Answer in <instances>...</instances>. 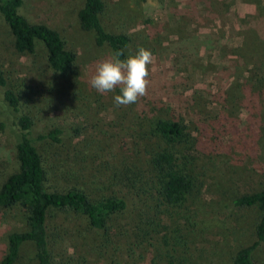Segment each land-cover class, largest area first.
<instances>
[{
  "label": "rangeland",
  "instance_id": "rangeland-1",
  "mask_svg": "<svg viewBox=\"0 0 264 264\" xmlns=\"http://www.w3.org/2000/svg\"><path fill=\"white\" fill-rule=\"evenodd\" d=\"M103 2L105 29L132 37L129 54L142 46L154 57L147 94L127 106L115 105L118 89L100 94L90 86L96 63L110 53L80 27L83 0H24L20 9L58 31L75 53L65 79L49 68L41 43L33 54H17L0 19V70L24 95L21 111L32 118L30 135L48 173V190L74 187L92 198L120 194L112 178L117 167L146 160L157 149L148 135L152 117L178 118L188 125L196 139L194 169L201 188L184 213L171 212L172 219L168 214L162 222L149 214L153 202L145 203L142 196L138 201L128 188L121 193L134 205L110 220L107 231L92 229L83 216L56 212L50 219L55 260L164 264L176 244L188 253L190 264H232L237 250L251 243L259 213L223 206L264 186V92L241 96L237 88L250 74L264 76V0ZM54 129L63 132L61 145L38 141ZM14 146L11 132L0 128V186L17 170ZM145 217L152 223L140 224ZM21 226L19 214L0 211V260L7 235ZM33 260L34 246L26 243L16 264ZM255 263L264 264V254H256Z\"/></svg>",
  "mask_w": 264,
  "mask_h": 264
},
{
  "label": "trees",
  "instance_id": "trees-1",
  "mask_svg": "<svg viewBox=\"0 0 264 264\" xmlns=\"http://www.w3.org/2000/svg\"><path fill=\"white\" fill-rule=\"evenodd\" d=\"M23 4L24 0H0V19L13 37L14 51L19 55L33 54L37 43H41L47 52L49 68L59 78H67L72 72L75 53L66 47L63 38L54 28L45 23H37L20 13ZM104 11L103 0H83L78 11L80 27L92 32L95 44L106 47L109 53L123 50L121 59H125L130 55L133 39L126 33H109L101 22ZM242 83L237 87L238 95H263V75L250 74ZM0 93V128L9 130L14 136L17 162V170L0 186V211L19 214L22 223L21 227L14 228L7 235L6 249L0 264H16L26 243L34 246L33 264H58L53 255L54 235L50 227V219L56 212L83 216L92 229L107 231L110 220L122 216L130 204L134 205L133 199L129 203L121 193L127 188L134 192L138 201L141 196L145 203L152 201L150 210L153 213L149 214L161 222L162 216L171 212L184 213L185 206L198 197L201 183L194 169L193 156L196 139L184 120L162 117L149 120L151 129L148 135L150 139L156 140L157 149L146 160L122 162L113 173L114 187L120 188V194L115 192L110 196L92 198L85 190L74 187L64 191H49L46 186L48 173L37 140L30 135L32 118L21 111L24 95L16 86L9 84L2 70ZM62 133V130L54 129L45 136H39L38 141L49 139L52 144L61 145ZM223 208L258 211L259 217L253 227L251 243L241 246L232 262L256 264V254H264V186L257 192L234 198L231 205ZM150 218L145 217L139 223H152L153 219ZM174 242H178L177 237ZM175 245L166 255L164 264H190L188 253L178 250Z\"/></svg>",
  "mask_w": 264,
  "mask_h": 264
},
{
  "label": "clouds",
  "instance_id": "clouds-1",
  "mask_svg": "<svg viewBox=\"0 0 264 264\" xmlns=\"http://www.w3.org/2000/svg\"><path fill=\"white\" fill-rule=\"evenodd\" d=\"M123 50H115L108 57L99 60L90 78V86L100 94L115 92L117 107L136 103L147 94L150 84L148 66L153 63L151 50L139 47L135 54L125 59Z\"/></svg>",
  "mask_w": 264,
  "mask_h": 264
}]
</instances>
